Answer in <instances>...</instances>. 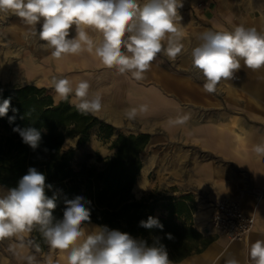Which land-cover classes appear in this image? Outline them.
Wrapping results in <instances>:
<instances>
[{
    "label": "clouds",
    "instance_id": "clouds-1",
    "mask_svg": "<svg viewBox=\"0 0 264 264\" xmlns=\"http://www.w3.org/2000/svg\"><path fill=\"white\" fill-rule=\"evenodd\" d=\"M183 0H0V13H12L19 17L29 31L26 39L38 37L40 47L51 50L55 60L76 56L83 52L94 55L106 68L134 81H142L158 54L175 61L184 51L182 17L178 9ZM42 27L37 32L40 21ZM75 35H71V30ZM89 29L98 33L95 40ZM199 43L191 48L192 67L203 77V91L217 92L222 81L235 78L241 69V61L248 69L264 68V32L255 27L236 25L230 30L208 29L199 34ZM51 87L58 101L70 103L82 115H95L102 111L103 100L99 93L90 92V82L82 79L73 85L67 77L51 76ZM10 99L0 103V117L7 116ZM13 111H17L13 109ZM149 112L147 104H139L125 110L127 120ZM12 123L15 117H8ZM191 112L181 111L169 117L167 127L178 129L187 126ZM22 141L36 149L42 139L33 127L13 128ZM252 151L264 158V143L253 146ZM46 177L35 168L18 182L17 187L0 191V241L13 239L9 250L19 251L40 244L28 238L37 231L43 243L51 250L66 253V264H173L166 246L158 239L149 246L147 241L133 238L129 233L97 226L86 232L91 210L82 196L66 200L62 219L54 217L57 207L55 194L49 197ZM139 226L163 230L158 218L149 216ZM172 239L171 234H167ZM26 264H56L51 255L43 261L35 255L20 256ZM251 264H264V239H258L249 247ZM224 264H240L234 256L225 258Z\"/></svg>",
    "mask_w": 264,
    "mask_h": 264
},
{
    "label": "rangeland",
    "instance_id": "rangeland-1",
    "mask_svg": "<svg viewBox=\"0 0 264 264\" xmlns=\"http://www.w3.org/2000/svg\"><path fill=\"white\" fill-rule=\"evenodd\" d=\"M202 1L183 0L184 6L178 9V15L182 17L180 23L184 31V51L175 61H169L166 56L158 54L148 71L149 77L139 82L125 78V76L118 74L115 69L104 67L94 55L86 51L80 55L66 56L65 60H68L70 64L62 63L61 69L54 68L52 62L56 60L52 58L51 50L41 48L40 44L43 42L39 41L38 37L26 39L29 26L12 13H0V88L5 86H35L44 89L45 94L51 97L54 104H57L59 101L55 99L56 94L49 87L51 76L67 77L73 82L74 86L82 79L88 80L91 85L90 92L99 93L104 106L102 111L93 115L101 124L90 130L89 141L76 150L77 157L86 159L88 164L96 165L98 164L96 162L97 157L104 158L113 155L114 151L110 150L109 147L117 135L148 134L150 137L149 144L145 151L141 153V160L147 158L150 166L145 174L141 172L138 179H144V188L140 191H133L134 196L140 198L149 194L156 196L171 195L174 197L188 195L192 199L194 215L199 206L206 205L209 201L215 199V189L203 185L189 173L191 165L185 154L193 153V161L197 164L200 157L198 158L195 154V150H182V148L176 146L171 150L169 144H162L161 146L159 130H155L156 116L153 113H150L144 119L137 118L136 120H127L124 116H120V119L115 122L110 115L109 110L112 107L109 108V105H114L120 109L126 98L140 99L156 96L159 102V110L160 95L158 89L162 88L168 92L171 81L174 84L178 81V85L195 87L203 91V77L197 69L192 67L190 56L191 48L199 43L198 37L201 32L208 29L230 30L241 24L245 27H255L258 31L264 32V0H231L234 8L237 9L236 16L220 26L207 25L203 21L198 11ZM42 22L41 20L35 26L37 32L41 29ZM88 31L95 40L100 39L98 33L93 32L91 29ZM71 35H75L74 27L71 30ZM28 62L33 67L40 69V72L36 74L32 68L27 66L26 63ZM42 72L45 76H41ZM225 82L230 84L241 83L244 84L246 90L258 91L261 102L264 103V68L253 71L244 66L243 61H241V69L236 72L235 78ZM237 93L239 99L236 101L223 90L220 84L216 93L204 92L209 97V100L205 101L208 105V112L204 115L205 118L221 123L224 120L219 119H226L227 121L228 118L233 117L232 115H237L244 123L255 129L264 128V108L253 105L246 92L238 91ZM68 104L72 106L70 103ZM106 125L112 128V136L109 139L104 138ZM155 136H157L156 145ZM69 147H76V138H69L64 142L63 149ZM240 188L241 186L230 190L229 193L226 192L225 196L235 197L239 195L240 198L242 191ZM5 190L0 187V191ZM251 199V197L244 195L241 200L249 208L253 204ZM194 220V216H192L193 226H201L195 223ZM88 224L85 223V229L89 227ZM28 238L39 243L33 232L29 234ZM11 243H15L14 238L0 241V264H26L25 261L20 259V256L25 254L35 255L40 261L51 255L56 264L60 262L57 260L58 258L61 260L64 257V253L59 250H51L46 244L41 245V243H39L41 246L39 252H36L34 248H26L17 250L19 251V255H17L9 250Z\"/></svg>",
    "mask_w": 264,
    "mask_h": 264
},
{
    "label": "trees",
    "instance_id": "trees-1",
    "mask_svg": "<svg viewBox=\"0 0 264 264\" xmlns=\"http://www.w3.org/2000/svg\"><path fill=\"white\" fill-rule=\"evenodd\" d=\"M10 99L7 116L0 117V187L18 186L19 180L35 168L46 177V194L56 196L53 215L62 219L65 201L82 196L91 210L89 223L110 230L129 233L145 240L149 246L157 241L166 246L169 259L180 262L206 244L192 223V199L188 195L174 197L143 195L136 198L132 189L142 168L141 153L149 144L148 134L117 135L111 142L110 157H97L91 165L77 157V149L89 141V132L101 122L93 115H82L65 101L54 104L44 89L31 85L0 88V103ZM16 109L17 111H13ZM15 117L10 123L8 117ZM33 127L40 131L36 149L22 141L13 128ZM105 139L112 128L105 126ZM76 138V147L63 149L64 142ZM149 216L158 218L163 230L139 226ZM39 243L43 240L33 231ZM167 234H171L169 239Z\"/></svg>",
    "mask_w": 264,
    "mask_h": 264
},
{
    "label": "crops",
    "instance_id": "crops-1",
    "mask_svg": "<svg viewBox=\"0 0 264 264\" xmlns=\"http://www.w3.org/2000/svg\"><path fill=\"white\" fill-rule=\"evenodd\" d=\"M198 9L203 21L211 26H220L225 21L234 19L237 11L231 0H203ZM145 76V79L149 77L148 72ZM220 86L234 100L239 99L238 91H244L253 105L264 108L258 91L246 90L241 83L230 84L222 81ZM158 90L160 107L158 110L157 104L154 123L155 130H159L160 145L169 144L171 150L174 146L182 150H195V154L200 157L197 164L193 161L191 150L185 154L191 165L189 173L192 177L203 185L214 188V198L241 186L240 198L247 195L252 198L253 204L247 208L239 195L235 198L255 217L254 227L243 241H228L223 236L211 235L204 238L206 244L198 252L173 264H224L225 258L229 256H234L240 264H251V243L264 239V198L256 200L253 194L256 189L264 186V162L252 151L254 145L264 143V128L255 129L237 115L227 117V121L219 119L224 120L221 123L206 119L204 115L208 112V105L205 101H208L209 97L195 87H184L178 85V81L176 84L171 81L168 92L162 88ZM181 111L192 113L189 124L183 128L169 129L168 118L175 117ZM226 129L229 131H225ZM235 129L241 134L238 135ZM88 226L86 232L96 227L90 223ZM57 260L60 261L59 264H66V253L61 260Z\"/></svg>",
    "mask_w": 264,
    "mask_h": 264
},
{
    "label": "built area",
    "instance_id": "built-area-1",
    "mask_svg": "<svg viewBox=\"0 0 264 264\" xmlns=\"http://www.w3.org/2000/svg\"><path fill=\"white\" fill-rule=\"evenodd\" d=\"M264 162V158H262ZM256 200L264 198V186L254 191ZM206 218L200 230L194 226L202 237L211 235L223 236L228 241H243L252 231L255 223L253 213L244 209L242 202L235 198L219 195L214 200L207 203Z\"/></svg>",
    "mask_w": 264,
    "mask_h": 264
},
{
    "label": "bare ground",
    "instance_id": "bare-ground-1",
    "mask_svg": "<svg viewBox=\"0 0 264 264\" xmlns=\"http://www.w3.org/2000/svg\"><path fill=\"white\" fill-rule=\"evenodd\" d=\"M55 62H56V64H55ZM55 62H52V67L59 68V69H61V65L63 66L64 63L67 64V65L70 64L68 60L67 61L65 60V57L63 59H61V60H56ZM26 64H27L28 67L32 68L33 71L36 72V74H38L40 72V69H38L37 67H33V65L30 62H28ZM57 64H59V65H57ZM34 72H33V74H35ZM43 72L41 73V76H45V74ZM124 100H125V103L122 105V107L120 109H118V107H115L114 105H109V108L112 107L109 110L110 115L113 117V120L115 122H117L120 119V116H124L125 110L129 109L130 107L137 106L139 104H147L149 106V112L147 114H145V115L138 116V119H144L150 113H153L155 115L156 112H157V104H158L157 97H154V98L146 97V98H140V99L139 98L129 97V98H126ZM125 127L128 128L127 126H125ZM235 132L238 135L241 134L237 129H235ZM147 161H148V159H146V161L144 162V164H143V166L141 168L142 174H145L149 170V166L150 165H149V163ZM141 172H140V175H141ZM140 175H139V177H140ZM144 183H145L144 179H138L136 181L134 187H133V191L136 192V191L142 190L144 188ZM208 206L209 205H207V204L199 206L198 207V211L195 212L194 215H193L194 219H195L194 222L201 225L199 227L200 230H202V229L206 230V227H203V223H204L203 221L206 218L205 214H207V210L204 211V209L207 208Z\"/></svg>",
    "mask_w": 264,
    "mask_h": 264
},
{
    "label": "water",
    "instance_id": "water-1",
    "mask_svg": "<svg viewBox=\"0 0 264 264\" xmlns=\"http://www.w3.org/2000/svg\"><path fill=\"white\" fill-rule=\"evenodd\" d=\"M146 159H147V158H145V159L142 160V162H141V163H142V166H143L144 162L146 161ZM140 172H141V170H140ZM139 175H140V173H139ZM132 193H134V192H133V189H132Z\"/></svg>",
    "mask_w": 264,
    "mask_h": 264
}]
</instances>
